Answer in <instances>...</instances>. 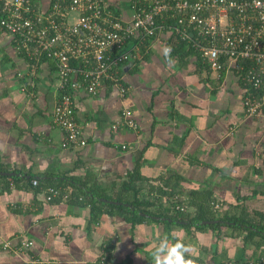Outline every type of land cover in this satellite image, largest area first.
Segmentation results:
<instances>
[{
	"label": "crops",
	"instance_id": "crops-1",
	"mask_svg": "<svg viewBox=\"0 0 264 264\" xmlns=\"http://www.w3.org/2000/svg\"><path fill=\"white\" fill-rule=\"evenodd\" d=\"M107 2L128 18L129 0ZM166 38L161 34L121 70L123 95L110 84L93 95L76 94L85 144L62 147V133L51 121L58 96L53 68L40 62L28 75V62L0 29V264L36 258L47 264H96L98 258L155 264L153 252L165 238L191 245L204 264L237 257L239 238L226 236L232 229L169 224L154 213L171 214L173 201L181 200L189 216L264 213V114L244 113L230 71L216 76L195 55L181 62L167 57ZM125 109L136 127L111 131ZM68 177L100 194L97 221L88 222L89 208L79 206L82 194ZM49 187L59 193L46 200ZM212 200L221 203L215 212ZM136 201L150 214L131 224L118 206ZM22 238L32 243L19 250ZM6 240L8 247L2 246ZM252 250L259 252L247 246L243 254Z\"/></svg>",
	"mask_w": 264,
	"mask_h": 264
},
{
	"label": "built area",
	"instance_id": "built-area-1",
	"mask_svg": "<svg viewBox=\"0 0 264 264\" xmlns=\"http://www.w3.org/2000/svg\"><path fill=\"white\" fill-rule=\"evenodd\" d=\"M129 6V16L123 19L107 0H0V29L28 62V75L36 74L40 62H52L60 94L51 121L62 133V147L85 144L75 115L76 94L93 95L110 84L123 95L126 87L119 82L120 71L147 53L161 34L186 40L216 76L230 71L242 90L244 113L264 114V0H129ZM163 51H169L165 44ZM121 116L111 131L136 127L130 111L125 109ZM46 192V200L59 193L52 187ZM209 203L213 212L221 207L218 200ZM173 208L183 211L185 206ZM30 244L20 241L23 248ZM25 264L47 262L31 259ZM197 264L204 263L197 260Z\"/></svg>",
	"mask_w": 264,
	"mask_h": 264
},
{
	"label": "trees",
	"instance_id": "trees-1",
	"mask_svg": "<svg viewBox=\"0 0 264 264\" xmlns=\"http://www.w3.org/2000/svg\"><path fill=\"white\" fill-rule=\"evenodd\" d=\"M165 45L169 47V51L166 53L167 57H175L181 61H185L186 58H188L189 55H195L197 58V63L200 64L202 68H208L207 64L201 60V58L197 55L195 51L189 47V43L186 42L184 39H180L178 36H174L172 33L167 34V38L164 41ZM148 52V51H147ZM146 54V53H145ZM144 54V55H145ZM139 59H136L135 61L132 62L129 66H133ZM47 63L50 64L51 68H53L52 62L49 60H46ZM121 73V71H120ZM222 73V72H221ZM220 73V75H221ZM119 82L122 83V86H126L124 84L122 78L119 80ZM126 91V90H125ZM124 91V93H125ZM123 93V94H124ZM60 92L58 91L57 95H59ZM58 97V96H57ZM67 182L72 185V187H75L77 191H79L82 194L81 200H76L79 206H88L89 208V217H88V222L93 223L97 221V218H99V215L102 213L101 206L104 204L102 203L98 196L100 194L95 193L92 189L89 187L85 186V182L75 179L74 177H68L66 178ZM241 200H245L243 197ZM137 202H130L128 203L127 206L124 205H119L118 208L121 212L126 213L129 215L128 222L131 224H135L136 222L141 219L144 214H150L149 210L146 209L142 204L137 205ZM174 204H179L182 205L184 203V200L181 202L173 201ZM76 203V204H77ZM146 203V202H144ZM204 214V213H203ZM254 215L257 216V219L255 220L254 217H250L248 214H246L244 211L242 213H239L238 215L232 213L230 214L229 212H224L222 215L219 217H216L214 215H202L197 213L196 215L189 216L187 214L186 208H184L183 211H174L171 214H164V213H154V215L158 216V220H167L169 224L175 223L176 221H181L180 223L182 226L188 227L189 225H193L195 227L203 228L207 227L210 229H214L217 231L220 228V226H225L228 229L233 230V235L229 234L226 236H235L236 239L239 238L240 240V245L238 246L239 253L236 255L237 257L234 259H228L233 261L234 264H245L248 261H256V260H263L264 261V213L261 212H254ZM160 217H163L161 219ZM206 219H216L217 221L214 223H203L202 220ZM21 240H28L32 243L30 239H25L22 238L16 242V246L19 250H24L27 247L23 248L20 246V241ZM8 241V240H6ZM10 242V241H9ZM247 246H253L255 250L259 249V252H255L252 250V253L248 254H243V250ZM254 252V253H253ZM196 259V258H195ZM31 259H29L30 261ZM39 261H44L42 259H37ZM198 260V259H197ZM26 263V262H25ZM96 264H105L104 258L96 262Z\"/></svg>",
	"mask_w": 264,
	"mask_h": 264
},
{
	"label": "clouds",
	"instance_id": "clouds-1",
	"mask_svg": "<svg viewBox=\"0 0 264 264\" xmlns=\"http://www.w3.org/2000/svg\"><path fill=\"white\" fill-rule=\"evenodd\" d=\"M191 245H186L178 238L175 243L167 238L162 240L153 252L155 264H197L192 257Z\"/></svg>",
	"mask_w": 264,
	"mask_h": 264
},
{
	"label": "water",
	"instance_id": "water-1",
	"mask_svg": "<svg viewBox=\"0 0 264 264\" xmlns=\"http://www.w3.org/2000/svg\"><path fill=\"white\" fill-rule=\"evenodd\" d=\"M111 202H113V201H111ZM204 223H214V222H216V220H214V219H212V220H205V221H203Z\"/></svg>",
	"mask_w": 264,
	"mask_h": 264
},
{
	"label": "rangeland",
	"instance_id": "rangeland-1",
	"mask_svg": "<svg viewBox=\"0 0 264 264\" xmlns=\"http://www.w3.org/2000/svg\"><path fill=\"white\" fill-rule=\"evenodd\" d=\"M254 219L256 220L257 219V216H254Z\"/></svg>",
	"mask_w": 264,
	"mask_h": 264
}]
</instances>
